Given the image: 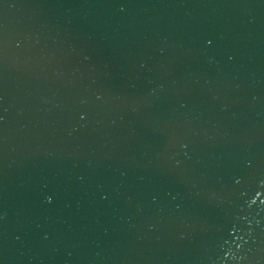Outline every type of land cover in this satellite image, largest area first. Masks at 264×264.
Returning a JSON list of instances; mask_svg holds the SVG:
<instances>
[{"label": "water", "instance_id": "1", "mask_svg": "<svg viewBox=\"0 0 264 264\" xmlns=\"http://www.w3.org/2000/svg\"><path fill=\"white\" fill-rule=\"evenodd\" d=\"M0 264H264V0H0Z\"/></svg>", "mask_w": 264, "mask_h": 264}]
</instances>
